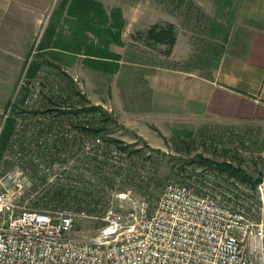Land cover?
<instances>
[{
  "label": "built area",
  "instance_id": "built-area-1",
  "mask_svg": "<svg viewBox=\"0 0 264 264\" xmlns=\"http://www.w3.org/2000/svg\"><path fill=\"white\" fill-rule=\"evenodd\" d=\"M26 76L0 107V137L13 120L0 154V264H264V164L253 184L194 159L157 199L137 194L130 173L147 178L146 154L99 132L92 111L72 113L51 66ZM237 150L250 167L264 159V149ZM77 218L102 223L78 239Z\"/></svg>",
  "mask_w": 264,
  "mask_h": 264
},
{
  "label": "crops",
  "instance_id": "crops-1",
  "mask_svg": "<svg viewBox=\"0 0 264 264\" xmlns=\"http://www.w3.org/2000/svg\"><path fill=\"white\" fill-rule=\"evenodd\" d=\"M74 3L72 9L69 3L53 8L37 56L80 76L97 100L106 93L120 106V91L124 98L131 87H152L155 101L163 104L160 108L179 123L264 124V0H234L228 35L214 40L218 53L208 34L201 41L203 50L192 51L174 18L150 19L142 5L109 0ZM162 20L177 27L169 55L163 45L159 51H147L133 38L136 31Z\"/></svg>",
  "mask_w": 264,
  "mask_h": 264
},
{
  "label": "rangeland",
  "instance_id": "rangeland-1",
  "mask_svg": "<svg viewBox=\"0 0 264 264\" xmlns=\"http://www.w3.org/2000/svg\"><path fill=\"white\" fill-rule=\"evenodd\" d=\"M60 2L61 0H0L1 108L9 104L25 73L29 76H26L25 81L38 74L39 67L31 69L30 74L28 67L33 59L39 61L37 56L39 38L53 8L60 5ZM122 2L132 7L142 5L150 19L159 16L174 18L178 22L179 31L184 39L189 40L188 43L194 52L203 50L204 45L201 41L207 39L213 21L230 23L233 9V4L230 8L222 9L219 0H109L112 4ZM165 47L163 45L162 49ZM146 49L153 51L148 46ZM43 63L57 71L62 87L68 91V95L64 97L67 100L65 105L71 107L72 113L92 111L95 113V122L100 121L98 125L96 123L99 132L124 139L132 149L139 150L150 159L153 169L142 167L146 170L144 174L147 178H142L140 170L130 173V188L133 192L139 194L147 188L152 191V197L157 199L164 183L174 174V167L194 159L218 166H223L224 162L232 163L254 178L260 176L264 159H255L254 167H250L239 154L237 147L247 150L264 149L263 123L241 127L179 123L169 117V111L160 108L163 104L155 101L152 87H131L130 94L124 98L122 97L124 92L120 91L121 101L118 106L112 97L111 101L109 100L106 93L99 100L93 97L89 87H84L80 76L69 75L53 61L41 60V64ZM121 88L119 89L122 90ZM26 94L25 87L18 90L17 97L20 103ZM58 102L60 106L63 103ZM10 120L12 131L13 120L8 121ZM224 137L225 150L218 152L213 144L220 142ZM208 139H211V145L208 144ZM101 223V220L77 218L71 236L86 239L96 232Z\"/></svg>",
  "mask_w": 264,
  "mask_h": 264
},
{
  "label": "trees",
  "instance_id": "trees-1",
  "mask_svg": "<svg viewBox=\"0 0 264 264\" xmlns=\"http://www.w3.org/2000/svg\"><path fill=\"white\" fill-rule=\"evenodd\" d=\"M75 0H61L60 5L66 7L69 3V8L72 9L73 5L75 6ZM233 4L232 0H219V6L222 9L227 7H231ZM119 11V9H117ZM113 19V17H112ZM121 28V27H120ZM229 24H225L219 21H213L210 25L208 36L212 38V42L210 46L216 53L219 52V47L217 44L214 43L215 38L225 37L228 35ZM178 37L177 27L173 22L170 21H158L151 25H149L144 30L136 31L133 34V38L135 40H141L144 44L151 49H157L159 45H165V49L163 52L165 54H170L173 50L174 45L176 44ZM41 64V61H36L33 59L28 67V74L31 73V69H37ZM12 128V121H8L6 127L0 137V154L5 146L7 138L10 134ZM202 158V157H201ZM222 168L228 169L232 174L239 176L244 180L251 181L253 184L256 183L257 178H254L252 175L248 174L244 169L241 167H237L232 165V163L224 162Z\"/></svg>",
  "mask_w": 264,
  "mask_h": 264
}]
</instances>
